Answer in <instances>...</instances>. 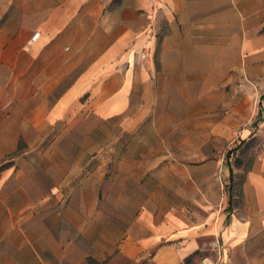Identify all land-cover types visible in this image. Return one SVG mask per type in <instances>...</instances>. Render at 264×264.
<instances>
[{
  "label": "crops",
  "instance_id": "crops-1",
  "mask_svg": "<svg viewBox=\"0 0 264 264\" xmlns=\"http://www.w3.org/2000/svg\"><path fill=\"white\" fill-rule=\"evenodd\" d=\"M169 48H217L225 54L218 67L226 69L232 66L228 54H245V69L264 85V0H0V160L18 150L22 137L62 122L84 99L104 117L122 115V102L153 99V56L159 49L165 67ZM258 106L255 117L264 110ZM261 122L253 120L249 141L264 135ZM130 161L137 166L122 168L116 185L129 198L99 206L102 220L84 222L82 232L67 238L65 264H76L78 244L80 264L90 257H111L109 264H184L202 249L204 236L222 243L224 261L260 260L254 244L264 248V160L234 175L235 206L225 215L216 178L209 193L203 184L209 176L199 178L186 166L172 184L163 165L152 170L142 167L148 159ZM8 229L0 227V239ZM34 252L8 264H42Z\"/></svg>",
  "mask_w": 264,
  "mask_h": 264
},
{
  "label": "rangeland",
  "instance_id": "rangeland-1",
  "mask_svg": "<svg viewBox=\"0 0 264 264\" xmlns=\"http://www.w3.org/2000/svg\"><path fill=\"white\" fill-rule=\"evenodd\" d=\"M217 50L169 48L162 67L158 49L155 69L149 72L153 99L122 102L126 107L122 115L106 117L87 109L84 99L62 122L22 137L18 150L0 160V227L9 225L8 234L0 239V264L20 263L34 251L42 264H65L67 238L82 232L84 222L102 220L99 206L129 198L125 196L129 191L116 185L122 168L137 166L131 159L150 160L142 167L152 170L163 165L172 174V184L184 166L199 178L209 176L211 180L203 181L209 193L215 190L216 178L220 215L233 211L228 164L234 174H246L255 161L264 160V135L254 139L257 143L248 140L253 120L261 118L259 125L264 123V110L255 117L260 102L264 104V85L257 83V72L245 69V54L240 58L228 54L232 66L226 69L218 67L225 54ZM109 105L114 107V102ZM232 189L234 197L235 184ZM255 236L252 233L251 241L257 240ZM201 245L190 264H264V248L258 249V243L254 253L261 252L260 260L250 262L220 259L222 243L209 236ZM81 250L78 244L73 251L76 264L83 258ZM110 260L90 257L86 263Z\"/></svg>",
  "mask_w": 264,
  "mask_h": 264
},
{
  "label": "trees",
  "instance_id": "trees-1",
  "mask_svg": "<svg viewBox=\"0 0 264 264\" xmlns=\"http://www.w3.org/2000/svg\"><path fill=\"white\" fill-rule=\"evenodd\" d=\"M244 143V142H243ZM229 165V169H230V176H229V184L231 185L230 186V200H229V204H230V208H231V204L233 203V196H232V192H233V184H234V170H233V167ZM190 260H191V256L188 257L186 260H185V263L184 264H190Z\"/></svg>",
  "mask_w": 264,
  "mask_h": 264
},
{
  "label": "built area",
  "instance_id": "built-area-1",
  "mask_svg": "<svg viewBox=\"0 0 264 264\" xmlns=\"http://www.w3.org/2000/svg\"><path fill=\"white\" fill-rule=\"evenodd\" d=\"M39 37V34L36 33L34 36L31 38V42L35 41Z\"/></svg>",
  "mask_w": 264,
  "mask_h": 264
}]
</instances>
